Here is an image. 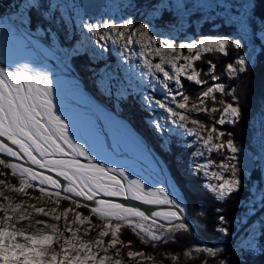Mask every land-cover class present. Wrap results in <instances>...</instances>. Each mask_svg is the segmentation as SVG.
Here are the masks:
<instances>
[{"label": "snow or ice", "instance_id": "6c2138e0", "mask_svg": "<svg viewBox=\"0 0 264 264\" xmlns=\"http://www.w3.org/2000/svg\"><path fill=\"white\" fill-rule=\"evenodd\" d=\"M123 6L136 7L134 0H125ZM246 6L255 9V0H249ZM19 7L27 9L26 15L21 12L20 26L31 31L35 12L39 17L35 32L48 37L54 45L58 44L59 36L53 26L61 24L67 32L69 20L76 15L79 23L74 27L86 32V38L97 50L90 57L93 62L102 59L109 48L116 51L122 64L130 65L137 60L138 102L150 114L146 123L160 138L162 151L171 152L173 135L191 138V142L184 141L186 148L195 149L190 152L188 171L202 177L201 189L220 203L239 192L243 185L242 170L235 161L240 148L234 142V133L226 131L224 126L238 124L243 112L238 87L223 80L224 77L239 79L253 69L251 58L239 55L241 39L201 36L177 44L174 38L154 31L148 23L137 25L131 13L119 20L85 19L86 13L79 15L73 11L78 7L75 0L63 3L61 0H21ZM62 9L68 10L67 19ZM152 11H157L155 6ZM65 39L69 46H60L65 58L87 54L86 49L73 42V33L66 34ZM229 48L236 50V58L227 62L222 74H217V64L212 60L206 61V70L197 67L204 55L227 57ZM90 70L94 88L112 102L113 108L128 99L131 85L110 72L108 65L98 71ZM185 81L200 91L190 96L186 93ZM200 114L207 116L211 123L195 118ZM105 119L122 134L126 146L151 157L150 162L164 176L163 181L153 183L144 177L136 178L138 174L129 170L128 163L116 158L124 154L117 146L100 148L96 140L85 138L65 114L60 80L47 70H34L27 63L0 66V165L11 172L8 176L0 171V176H5L0 179V185L23 195L38 191L39 196H33L34 199L47 198L57 205L63 201L69 203L59 213L57 208L49 212L43 207L28 205L36 213L50 216L53 221L63 220L64 224L61 228L57 223L36 220L43 228L28 234L17 228L16 223L29 219L32 214L21 211L22 204H13L0 192L6 201L0 203V264H126L124 258L114 259L122 257L125 249L128 261L139 259L151 264H181L182 261L184 264H247L248 257L257 250L255 233L252 239L242 242L238 255L231 253L233 260L227 258L228 249L193 240L194 229L185 215L186 198L177 178L162 158L153 156L124 122L112 116ZM213 153L222 159L213 160ZM11 177L18 184L12 183ZM81 208L88 209V214L82 213ZM254 210L255 204H251L248 211ZM222 211V208L215 209L218 214ZM69 213L74 214L71 221ZM229 223L219 214L215 231L230 235ZM72 225H88L85 235L93 228L100 230L94 240L85 241L79 235L80 227L73 229ZM125 229L151 251L132 250L133 242L123 239ZM109 235L111 239L105 241L103 238ZM260 235L264 237V222ZM189 240L191 244L179 254L167 253L169 244ZM161 247L165 252L160 251ZM258 250L264 254V247ZM110 251L112 255L108 254ZM101 252L104 254L100 255Z\"/></svg>", "mask_w": 264, "mask_h": 264}, {"label": "rangeland", "instance_id": "374dc122", "mask_svg": "<svg viewBox=\"0 0 264 264\" xmlns=\"http://www.w3.org/2000/svg\"><path fill=\"white\" fill-rule=\"evenodd\" d=\"M107 1V4L111 5H115L118 1L119 3L122 1L125 2V0ZM134 3L136 5L134 9L124 7V13L126 15L131 13L135 17L137 25L139 23H148L154 31L164 33L174 38L177 44L185 40L194 39L191 32H187L185 29L188 26L187 15L194 11L197 6H201L199 12H202L203 16L209 15L210 17H215L219 16L221 13L227 12L228 17L226 18L228 20L240 21L239 25L241 27L240 32L243 35L242 39L248 44L247 49L241 55L244 56L251 50L252 46H255L256 51L251 54V62L253 65L252 70H256L258 65L264 63L263 50H261V47L258 44L255 45L251 42L254 36H258L264 46V22L258 23L259 27L257 28L255 35H253L254 30H252L248 24L249 19L247 17L248 13L246 9L244 10L243 8H239V12H232V10L229 9L230 3L225 0H134ZM217 3L220 5L224 4L223 8L226 10H214ZM117 4L115 8L120 9L121 6ZM80 5L81 4L77 5L78 7L74 10V12L79 15H84L86 13L84 18H90L92 22L108 20L109 18L114 17L116 18L119 12L122 11V8L121 10H115L114 12L112 7H104L101 10H99V7L95 12H87L83 9L82 5ZM153 6L157 9L155 13L152 11ZM237 7L239 6L234 8ZM170 8H172V10L174 9V13L178 16V21L176 23H167L161 20L162 9L168 10ZM22 11L26 15L27 9H23ZM63 12L66 16H68V10L64 9ZM14 13L16 12H13V14ZM19 14L21 16V13ZM95 15H98L99 17H96ZM74 17L76 18L78 24L79 20L77 16L74 15ZM199 24L200 21H196V25L198 26ZM68 26L72 31V23H68ZM80 31L81 30L78 29V35L74 41L76 40L75 43L77 46H82L87 50L88 56L92 57L97 53V50L86 38L87 33ZM39 37L37 36L35 30L28 31L25 28L18 26L17 22L10 17L9 13L8 15L4 13L0 18V66L12 65L14 62L22 64L27 63L34 70H47L54 78H58L60 80L65 114L71 118L85 138H92L96 140L97 146L100 148L112 145L117 146L124 154L117 156L116 158L121 162L126 161L129 165V170L138 174L136 178L144 177L145 179L151 180L153 183L158 180L163 181L164 176L158 174V170L153 168L150 162L151 157H146V153L142 155L133 150L131 147L126 146V141L122 134L105 119L106 116H112L115 120L124 122L131 132L144 143L146 148L151 150L152 155L157 159H161L159 151L150 142V138H152L151 136L154 130L150 128L148 123V127H145L143 124V122L146 123V119L150 118V114L145 111L146 116L142 117V121L139 119L138 122L130 120L126 114H120V106L113 108V104L109 99L103 97L99 92L97 93V90L95 88L93 89V87L92 91L81 80L70 59L64 57L63 51L60 47H66L62 44L63 39L60 40L59 38L58 44L54 45L50 40H48V42H43V40H40ZM95 62L99 63L98 70L104 68L105 65H108L109 71L117 73L120 80L125 81L126 85L130 84L131 86L129 89H131L134 94L138 95L136 84L139 82L138 73L140 69L137 67V60L134 59L130 65L122 64L121 58L116 54V51L113 48H109V50L103 54V58L97 59ZM155 62L157 61H154V63ZM65 65H67V67H65ZM69 70L71 71L69 72ZM157 98L159 97L157 96ZM261 98H255L254 101H248L240 97V105H245L250 108L252 107L251 118L253 115L255 117V119L251 120L254 132L251 134L249 146L255 148L254 157H257L261 161V179L264 187V135L260 132L261 127L264 129V92L262 93ZM137 103V106L142 109L140 103L138 102V97ZM172 137L181 144H184V141L191 142V138L188 137L181 138L173 135L170 138ZM239 148L240 152L237 154L236 162H240L245 170H250L254 166V158L247 149H243L241 147ZM194 150L195 149L193 148L192 151ZM242 150L247 151V154L252 161L249 160L248 156L242 153ZM0 192H3V196L9 197L13 204H22L23 207L21 211L32 214L29 219L21 220L16 223V227L24 229L26 233L31 234L37 228H43L42 224L38 225L35 223L36 220H42L46 223H57L59 227H64L63 220L59 222L53 221L50 219V216H44L43 214L36 213L35 209L28 207V205L34 204L37 207L45 208V210L49 212L52 208H57V212L59 213L62 212L65 207H69V203L67 201H63L57 205L56 203L50 202L47 198L34 199L33 196H39V193L38 195H34L33 193L32 195H23L12 192L6 189L3 185H0ZM0 203H6L3 197H0ZM81 212L84 213L82 210ZM0 215H2V213H0ZM68 219L69 221L73 220L74 214L69 213ZM72 227L73 229L80 227L79 235L85 241L94 240L100 230L99 228H93L89 234L85 235V232L89 228L88 225H72ZM44 230L48 231L47 229ZM103 239L108 241L111 239V236L109 235ZM244 241L245 239L242 242ZM103 254V252L100 253V255ZM108 254L112 255L113 253L110 251ZM116 258H123V256L114 257V259ZM125 261L126 264H151L150 261L139 259L133 261L125 259Z\"/></svg>", "mask_w": 264, "mask_h": 264}, {"label": "trees", "instance_id": "16d2710c", "mask_svg": "<svg viewBox=\"0 0 264 264\" xmlns=\"http://www.w3.org/2000/svg\"><path fill=\"white\" fill-rule=\"evenodd\" d=\"M225 1L230 3L229 9L232 10V12H239V8L247 10V17L249 19L248 24L250 25L251 29L254 30L253 35H255V32L259 27L258 23L264 22V0H255V9L246 6L249 0ZM223 5L217 3L215 5L214 10H226L223 8ZM236 6L239 7L234 8ZM200 8L201 6H197L194 11L187 15L188 26L185 30L187 32H191L193 38L195 39H199L201 36H222L241 39L242 47L239 50V55L243 54L247 49L248 44L245 43L242 39L243 35L240 32L241 27L239 25L240 21L228 20L226 18L228 17L227 12L221 13L219 16L215 17H210L209 15L203 16V13L199 12ZM6 9L7 8L5 7L2 12H4ZM173 10L172 8L168 10L162 9L161 20L167 23H176L178 21V16L174 13ZM38 19L39 17L34 12V23L32 30H35V24ZM196 21H200V24L198 26L196 25ZM41 23H44L46 26V22L41 21ZM53 27L58 33L60 40L63 39V37L68 33V26L67 32L65 31L64 26L61 24H56ZM251 42L255 45L258 44L261 47V50H263L262 52H264V46L258 36H254ZM65 43L67 44L66 41L64 42V44ZM228 51L229 55L227 57L217 55H204L202 61L197 62V67L206 70L208 68V64L206 63V61L212 60L214 63L217 64V74H222L227 62H231L236 58V50L229 48ZM89 58L90 57L88 56V54H86L70 58V61L81 80L87 85L88 88L93 91L94 75L90 69H96L98 71L99 63L93 62ZM223 82L237 86L240 97L248 101H254L255 98L260 99L262 93L264 92V63L258 65L256 70H251L250 72L243 74L239 79L228 80L226 77H224ZM185 89L186 93L190 96H194L198 91H200V89L196 85L190 84L186 81ZM129 91L131 94L128 96V99L125 102H122L120 104L121 109L119 113L126 114L127 117L130 120H134V122H138L139 119H141L142 121V117L146 116V112L145 110H142L137 106L138 95L134 94L131 89H129ZM241 108L243 112V117L240 122L236 125H225L224 129L226 131L234 133V142L239 147L247 149L249 151L251 156L254 158V166L250 170H245L244 167L240 164V162L235 161L236 163H238L242 170L243 185L238 193H233L232 196L229 197L227 201L223 203L214 201L211 194L201 189L200 184L202 182V177L198 178L196 175L191 174L188 171L190 163V152L193 150V148H186L184 144L177 142L172 137L170 138L171 152L169 153L166 151H162L160 147L161 140L154 131L151 136L152 138H150L151 144L154 145V147H156V149L159 151V155L162 160L166 163L167 168L171 170L172 175L177 178L181 185L184 197L186 198V205L188 209L186 215L189 216V218L194 222L199 233L203 237L211 240L229 241L236 229L251 213L248 211L250 205L255 204V209L258 208L262 204V197H264V187L261 179V161L257 157H254L255 148L249 146L251 134L252 132H254L253 125H251V120L255 119V117L253 115V117L251 118L252 107L250 108L245 105H241ZM197 119H200L205 123H211L209 118L203 114L197 116ZM143 124L145 125V127H148L147 123L143 122ZM260 132L261 134L263 133L262 135H264V129L262 127L260 128ZM211 158L216 161L222 159L221 156H218L215 153L212 154ZM177 160H181V162L178 164ZM0 171L6 172L8 176H11L10 170L3 169L2 165H0ZM181 173H183L184 175L181 176ZM0 179H5V176H0ZM11 182L18 184V181L15 177H11ZM31 191L32 190H30V192ZM33 194L38 195V191L33 192ZM216 208H222L223 211L219 214L224 215L226 219L230 222L227 225L230 229V235L228 236H224L215 231V228L217 227V216L219 215L215 212ZM79 210H82L84 214H88V209L81 208ZM204 212H206V215H201V213ZM92 219L94 221L96 220L94 216L92 217ZM262 222H264V213L261 214L250 226H248L242 232V234L239 236V238L233 245L219 246L228 249V253H226V255L229 260L234 259L231 253L237 252V249L242 244V241L244 239L245 241L252 239V234L255 233V245L257 247V250L254 251L250 257H248L247 264H264V254H262L258 250L260 247H264V237H261L260 235V226ZM123 239L125 241L131 240L133 242L132 250H144L145 248H147L148 251H151V248L142 245L139 241V238L136 237L135 234H133L129 229L124 230ZM192 239L197 240L194 235ZM191 242V240L173 242L167 246L166 251L167 253L179 254L181 250L187 248L191 244ZM126 251L127 249L124 250L123 258L127 260ZM160 251L165 252V248L161 247ZM153 255H156V253L153 252ZM181 264H184V262L182 261Z\"/></svg>", "mask_w": 264, "mask_h": 264}, {"label": "flooded vegetation", "instance_id": "af4514ba", "mask_svg": "<svg viewBox=\"0 0 264 264\" xmlns=\"http://www.w3.org/2000/svg\"><path fill=\"white\" fill-rule=\"evenodd\" d=\"M61 2L63 3L64 2V0H61ZM97 2H98V0H75V3L77 4V5H79V4H81L82 5V7H83V9L85 10V11H89L90 9H92L93 7H96L97 6ZM108 3V1L107 0H104L103 1V3L101 4V6H100V8H99V10H101L102 8H109V7H112L113 8V10H114V12H115V10H121V8H122V11H120L119 12V14L116 16V18H115V20H119L122 16H126V14L124 13V4H125V2L124 1H122V2H120L119 3V1L118 2H116V4L117 5H119V6H121V8L120 9H116L115 7H116V4L115 5H111V4H107ZM21 4V0H0V18H1V16L5 13V14H7L8 15V13H9V15H10V17L12 18V19H14L15 20V22H17V25L18 26H20V23H19V18H20V14L19 13H21V11H22V9L19 7V5ZM5 5V6H4ZM80 5V6H81ZM5 7L7 8L4 12H2L4 9H5ZM63 10L64 9H62L61 11L63 12ZM74 11V10H73ZM13 12H16V13H14L13 14ZM90 12V11H89ZM112 14H115V13H112ZM93 16H94V14H93ZM96 17H99L98 15H95ZM65 18L67 19L68 18V16H66L65 15ZM114 18H112V19H114ZM155 18H157V17H155ZM68 23H72V25H73V30L71 31L70 29H69V26H68V24H67V26H68V33H73L74 34V36H75V39L77 38V35H78V29L79 28H76V27H74V25H76L77 24V20H76V18L74 17V15H73V17H72V19L71 20H69V22ZM81 32V31H80ZM67 33V34H68ZM38 37H39V35H37ZM66 36V35H65ZM65 36L63 37V41H62V44L63 45H65L66 47L65 48H67L68 46H69V41L68 40H66L65 39ZM41 37H42V39H41ZM41 37H39V39L40 40H43V42H48V40H49V38L48 37H46V36H41ZM67 42V44L65 43L64 44V42ZM76 41V40H75ZM75 41H73L74 43H75ZM48 44V43H47ZM111 51V50H110Z\"/></svg>", "mask_w": 264, "mask_h": 264}, {"label": "water", "instance_id": "95a60500", "mask_svg": "<svg viewBox=\"0 0 264 264\" xmlns=\"http://www.w3.org/2000/svg\"><path fill=\"white\" fill-rule=\"evenodd\" d=\"M103 0H98L97 2V6L93 7L92 9H90V12H95L102 4ZM256 51V47L252 46L251 50L248 51L244 56L246 57H250L251 58V54L252 52ZM108 141V139H107ZM108 144V143H107ZM242 153H244L246 156H248L249 160H251V158L249 157V155L247 154L246 150H242ZM9 160H12L11 158H6ZM252 161V160H251ZM144 207V206H142ZM264 213V203H262L258 208H256L253 212H251L248 217L242 222V224L236 229V231L234 232V234L232 235L231 239L229 241H222V240H211V239H207L205 237H203L199 231L197 230L194 222L188 217V222L192 225L193 229H194V237L201 242L202 244H210V245H225V246H231L233 245L236 240L239 238V236L242 234V232L248 227L250 226L261 214Z\"/></svg>", "mask_w": 264, "mask_h": 264}, {"label": "bare ground", "instance_id": "6f19581e", "mask_svg": "<svg viewBox=\"0 0 264 264\" xmlns=\"http://www.w3.org/2000/svg\"><path fill=\"white\" fill-rule=\"evenodd\" d=\"M10 162H19V161H15V160H10Z\"/></svg>", "mask_w": 264, "mask_h": 264}]
</instances>
